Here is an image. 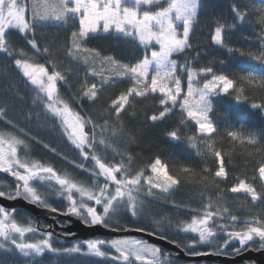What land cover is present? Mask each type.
Wrapping results in <instances>:
<instances>
[{
    "label": "snow or ice",
    "instance_id": "snow-or-ice-1",
    "mask_svg": "<svg viewBox=\"0 0 264 264\" xmlns=\"http://www.w3.org/2000/svg\"><path fill=\"white\" fill-rule=\"evenodd\" d=\"M261 3L264 5V0ZM199 9L200 0H0V53L12 61L26 87L35 93L32 106L27 113L21 111L19 118L9 115L7 100H0V173L15 181L14 186L6 185L0 190V198L22 199L69 220L75 217L85 227L102 226L113 233H125L109 239L85 238L68 247H57L50 225L41 226L28 216L18 215L16 208L0 206V251L18 254L24 264H39L46 253L86 255L105 264H173L160 247L128 234L137 232L168 240L193 256L211 254L194 251L200 246L225 256L264 252V210L241 217L233 212L225 196L245 194L254 206L264 201V192L257 191L255 184L246 179L220 187L228 177L225 156L230 154L217 146L215 137L220 129L212 117L215 98L235 94L234 99L240 103L248 100L249 89L264 90V6L249 13L233 7L240 21L253 13L257 15L260 27L255 50L253 46L245 51L227 45L226 28L234 29L235 22L218 21L212 31L215 45L258 62L259 73L242 68L239 75L218 72L210 65L194 66L196 58L189 53ZM70 20H77L78 27L65 40L63 53L83 73V80L75 95L65 99L59 85L71 88L66 72L72 68L61 69L53 45L42 41L37 29L64 27ZM10 32L23 38V48L9 39ZM96 34H115L117 39L130 40L143 54L134 62L105 55L88 46V40ZM123 81L129 84L126 90L110 104L102 105L96 115L91 108L85 109V105H97L107 88ZM147 99L159 104V110L147 116L148 121H163L178 108L182 114L180 124H194V134L186 137L188 145L198 156L214 158V171L208 167L198 171L187 164L170 166L159 155L147 163L139 161L128 147L134 136L128 132L127 124L138 115L137 106ZM251 107L264 109V103L254 102ZM42 129L57 136L73 157L46 142ZM167 135L179 141L181 130ZM223 136L234 148L245 149L249 157L264 152V134L245 130L243 125L230 126ZM125 137L127 140L121 144ZM34 145L81 170L88 179H78L52 162L33 158ZM256 172L264 188V161ZM185 183L200 189L198 206L189 209V219L174 224L165 217L153 220L151 225L139 222L145 200L166 197ZM53 197L64 202L62 209L50 203ZM125 218H135V226L125 225ZM55 222L63 225V221ZM169 230L184 238H170ZM63 235L67 238L73 234L64 231Z\"/></svg>",
    "mask_w": 264,
    "mask_h": 264
},
{
    "label": "trees",
    "instance_id": "trees-1",
    "mask_svg": "<svg viewBox=\"0 0 264 264\" xmlns=\"http://www.w3.org/2000/svg\"><path fill=\"white\" fill-rule=\"evenodd\" d=\"M234 6H239L241 11L249 13L250 10L258 9L264 5H262L261 0H200L198 22L195 25V31L192 33L193 48L189 53V55L196 58L194 66L202 67L210 65L218 72L223 71L229 75H239L242 68H250L259 73L260 66L258 62L250 60L247 56L240 57L229 53L226 48L215 45L211 41L212 31L218 21L220 23L235 22L237 26L234 29L229 30L226 28L225 41L227 45L245 51L250 46H253V50H255V47H258V42L255 40L260 27L257 23V15L253 13L248 16L246 21H240L235 18V13L233 12ZM76 27H78V21L70 20L69 25H65L64 27L51 26L37 29V36L42 41L53 45V52L58 57L61 69L67 70L68 68H72L70 73L66 72L69 76L71 88L64 84L59 85L61 94L65 99L75 95L83 80V73L75 68L73 64L69 63L64 56L62 47L65 40ZM245 37H248V39H245ZM9 39L18 48L25 46L23 38L15 32H10ZM87 43L88 46L101 51L103 54L113 55L124 62H134L137 57L143 54L142 49L136 47L132 41L117 39L115 38V34H96ZM0 54L2 55L0 56V62L4 63L0 64V100H7L10 108L9 115H15L19 118L21 111L27 113L32 106L35 93L29 90L27 95L24 96L19 93V97L17 96L14 84L9 80V78L16 77L14 73L12 74V72L16 73V69L12 66V61L5 54ZM179 59L183 62L184 56L179 57ZM221 60L224 61L223 65L220 63ZM39 62L43 63L44 60L41 59ZM49 70H51L50 66ZM128 86V82L123 81L107 88L97 105H85V109L91 108L93 110L92 114L96 115L101 110L102 105L106 106L110 104L111 99L119 95L121 91L126 90ZM234 95L214 99L212 117L217 121L220 129V134L215 137V140L217 146L221 147L224 153L230 154L225 156L228 177L225 182L220 184V187L227 188L233 183H237L239 179H246L255 184L257 191L264 192V188H261V182L256 172L259 163L264 161V152L249 157L245 149L239 146L234 148L223 136V133L230 126L239 128L241 125H243L245 130L264 134V109L251 107V104L254 102L264 103V90L249 89L247 91L248 100L241 101L240 103L236 102ZM158 110V101L152 99L144 100L137 106L138 115L136 118L128 121L127 130L134 136V142L128 145V147L131 152L139 157V161L147 163L156 155H159L170 166L187 164L198 171L204 167H208L214 171L217 167L214 158L204 155L198 156L196 151L188 145L186 137L194 134V124L191 122H188L186 125L180 124L182 114L178 108L163 121L155 123L148 121L147 116ZM2 127L3 123L0 122V128ZM176 129L181 130V139L179 141H174L167 135L168 132ZM41 136L46 142H50L52 146H56L67 152L70 158L73 157V153L68 152V149L64 147L63 142L57 136L51 135L46 129L41 130ZM125 140H127V137L121 140V144H124ZM32 154L33 158L41 159L44 162H52L58 169L68 171L78 179H88L87 175L82 173L81 170L68 165L67 162L44 150L42 146L34 145ZM138 166H141V164H138ZM254 176L257 177L255 180H253ZM6 185L14 186V183L12 184L4 174H0V190H4V186ZM225 196L229 199V206L233 212L241 217L264 210V201L258 202L253 206L250 197H247L245 194L234 196L233 194L225 193ZM199 200L200 189L198 187L191 183L182 184L176 191L166 197L160 196L145 200L143 213L139 222L151 225L153 220L165 217L172 220L174 224L177 221L189 219L191 215L189 209L197 207ZM61 202L63 201L58 198L53 197L50 199V203L54 207L60 205ZM175 205H180L181 207H176ZM16 209L18 215L23 214L35 220L34 216L25 210ZM122 222L129 227H134L136 223L135 218H125ZM40 225L42 226V222H40ZM167 235L173 239L184 238L183 235L176 237L173 230H169ZM95 238L108 239L111 237ZM72 243L65 244L56 238L57 247H68ZM162 251L168 253L165 249H162ZM194 251L214 253V249L208 246L197 247ZM228 252H231V248L228 249ZM185 253L188 254L187 252ZM170 257L173 264H184V261L172 256ZM201 263L215 264L212 262ZM0 264H24V261L18 254L0 251ZM39 264H105V262L99 258L86 255L54 256L53 254L46 253L39 260Z\"/></svg>",
    "mask_w": 264,
    "mask_h": 264
},
{
    "label": "water",
    "instance_id": "water-1",
    "mask_svg": "<svg viewBox=\"0 0 264 264\" xmlns=\"http://www.w3.org/2000/svg\"><path fill=\"white\" fill-rule=\"evenodd\" d=\"M13 182L14 179L11 177ZM0 206L7 208H19L23 209L36 219H45L47 217H59L63 221L64 225L60 227L61 230L71 232L73 235L65 238V236L60 234L63 243L68 244L71 241L82 240L85 238H95V237H113L117 235H124L125 233H113L104 229L102 226L96 227H85L79 222L75 217L69 220L64 216H59L51 213L47 210H42L38 207H34L30 204L25 203L22 199L9 201L4 198H0ZM58 227V226H57ZM137 238H143L148 240L150 243L165 249L168 254L176 259L186 261L187 264L199 263V262H212L216 264H238L243 262L244 264H264V252L248 251L239 256H225L217 255L211 253L209 255L193 256L186 254L181 248L170 243L168 240L160 239L158 236H148L146 233L131 232L128 233Z\"/></svg>",
    "mask_w": 264,
    "mask_h": 264
},
{
    "label": "flooded vegetation",
    "instance_id": "flooded-vegetation-1",
    "mask_svg": "<svg viewBox=\"0 0 264 264\" xmlns=\"http://www.w3.org/2000/svg\"><path fill=\"white\" fill-rule=\"evenodd\" d=\"M0 56H2V55L0 54ZM0 64H4V63H3V62H0ZM6 64L9 65L8 62H6ZM11 64H12V63H11ZM12 66H14V65L12 64ZM10 72H11V71H10ZM16 73H17V71H16ZM15 76H16V77L9 78V80L13 82L16 93H17V90H19V93H20L21 95H24V96L27 95V94H28V91L31 90V88H30V87H26L25 82H24V79L20 76V74L15 75ZM31 91H32V90H31ZM32 92H33V91H32ZM33 93H34V92H33ZM35 152H36V151H35ZM36 154H38V152H36ZM34 158H35V157H34ZM0 174H4V176H6V178H7L12 184H13V183L15 184V182H13V181L11 180V177H10L8 174H6V173H0ZM56 207L62 209V208L64 207L63 202H61L60 205H56ZM54 217H55V216H54ZM35 221H36V219H35ZM55 221H62V220H60L59 217H55ZM55 221H54L53 217H47V218H45V219H39V221H38V222L36 221V222L39 223V224H40V222H42V226H44V225H50V226H51V230L56 234V238H57L58 240L62 241L60 234L63 233V230H61L60 227H62V226L64 225V223H63V225L58 226L57 223H56ZM57 226H58V227H57ZM72 242H74V241H72ZM72 242H71V243H72ZM184 264H186L185 261H184ZM195 264H202V263H195ZM238 264H244V263L241 262V263H238Z\"/></svg>",
    "mask_w": 264,
    "mask_h": 264
},
{
    "label": "rangeland",
    "instance_id": "rangeland-1",
    "mask_svg": "<svg viewBox=\"0 0 264 264\" xmlns=\"http://www.w3.org/2000/svg\"><path fill=\"white\" fill-rule=\"evenodd\" d=\"M17 71V70H16ZM15 74V75H18L19 73H18V71H17V73H15V72H12V74ZM21 76V75H20ZM55 198V197H54ZM112 238V237H111ZM109 239V238H108ZM73 244V243H72ZM70 246H71V244H70ZM203 264V263H202Z\"/></svg>",
    "mask_w": 264,
    "mask_h": 264
}]
</instances>
